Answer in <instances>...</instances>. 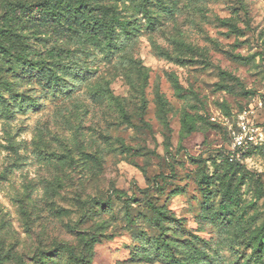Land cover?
I'll list each match as a JSON object with an SVG mask.
<instances>
[{"label":"rangeland","instance_id":"obj_1","mask_svg":"<svg viewBox=\"0 0 264 264\" xmlns=\"http://www.w3.org/2000/svg\"><path fill=\"white\" fill-rule=\"evenodd\" d=\"M241 123L263 140L235 148ZM260 241L264 0H0V264H264Z\"/></svg>","mask_w":264,"mask_h":264},{"label":"built area","instance_id":"obj_2","mask_svg":"<svg viewBox=\"0 0 264 264\" xmlns=\"http://www.w3.org/2000/svg\"><path fill=\"white\" fill-rule=\"evenodd\" d=\"M241 130L235 133L234 147L243 150L249 145L257 144L263 140V131L245 123L239 125Z\"/></svg>","mask_w":264,"mask_h":264},{"label":"trees","instance_id":"obj_3","mask_svg":"<svg viewBox=\"0 0 264 264\" xmlns=\"http://www.w3.org/2000/svg\"><path fill=\"white\" fill-rule=\"evenodd\" d=\"M79 2L81 3V4H83V2H85V0H79ZM26 9H28V8H26ZM112 17V19H111V21H113L112 23H114L115 24V26H112L111 28H114V31H115V29H117V28H121V29H127L128 28V26L130 25V21L129 20H121L120 18H118V17H113V16H111ZM19 57H21V59H23V56H19ZM187 125H188V122H187V120H183V123H182V128H184V129H186L187 128ZM190 133L189 134H192V133H194L195 132V130H191V131H189ZM188 134V135H189ZM195 134V133H194ZM188 135H186V136H188ZM155 209V208H154ZM160 214V213H159ZM254 252H255V254H256V256L257 257H262L263 255H264V243H263V241H260L258 244H257V246L254 248ZM171 257H173V255L171 256Z\"/></svg>","mask_w":264,"mask_h":264}]
</instances>
